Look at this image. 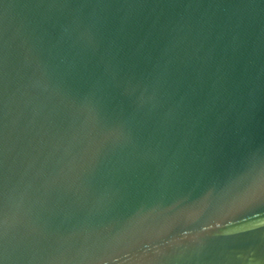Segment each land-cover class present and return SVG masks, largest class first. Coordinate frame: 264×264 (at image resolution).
I'll list each match as a JSON object with an SVG mask.
<instances>
[{
	"label": "water",
	"instance_id": "obj_1",
	"mask_svg": "<svg viewBox=\"0 0 264 264\" xmlns=\"http://www.w3.org/2000/svg\"><path fill=\"white\" fill-rule=\"evenodd\" d=\"M0 264H264V0H0Z\"/></svg>",
	"mask_w": 264,
	"mask_h": 264
}]
</instances>
